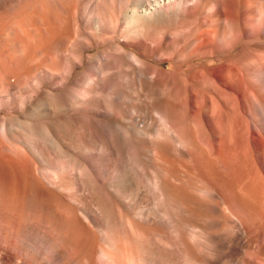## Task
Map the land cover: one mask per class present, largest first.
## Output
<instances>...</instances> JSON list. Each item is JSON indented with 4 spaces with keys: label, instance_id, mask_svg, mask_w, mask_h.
Returning a JSON list of instances; mask_svg holds the SVG:
<instances>
[{
    "label": "bare ground",
    "instance_id": "bare-ground-1",
    "mask_svg": "<svg viewBox=\"0 0 264 264\" xmlns=\"http://www.w3.org/2000/svg\"><path fill=\"white\" fill-rule=\"evenodd\" d=\"M261 249L264 0H0V264Z\"/></svg>",
    "mask_w": 264,
    "mask_h": 264
},
{
    "label": "rangeland",
    "instance_id": "rangeland-1",
    "mask_svg": "<svg viewBox=\"0 0 264 264\" xmlns=\"http://www.w3.org/2000/svg\"><path fill=\"white\" fill-rule=\"evenodd\" d=\"M102 50H103V48H101V47H97V48H94V49H92L91 51L87 52L86 55L89 56V57H94V56H96L98 53H100ZM88 53H89V54H88ZM235 55H237V53H236V54H233L232 57L235 56ZM215 63H218V60H217L216 58H215L214 61H213V64H215ZM166 66H167V68H171V64H166ZM84 70H85V68L81 69L79 72H82V71H84ZM261 251H264V250L261 249ZM41 260H42V259H41Z\"/></svg>",
    "mask_w": 264,
    "mask_h": 264
}]
</instances>
